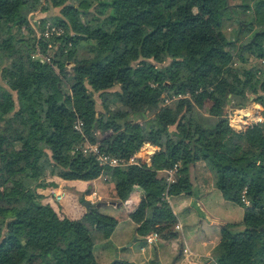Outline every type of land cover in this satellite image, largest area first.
<instances>
[{
    "label": "trees",
    "instance_id": "16d2710c",
    "mask_svg": "<svg viewBox=\"0 0 264 264\" xmlns=\"http://www.w3.org/2000/svg\"><path fill=\"white\" fill-rule=\"evenodd\" d=\"M47 23L62 33L37 38ZM251 99L260 119L235 132L228 113ZM83 137L121 158L157 150L150 164L100 165ZM201 160L244 211L222 227L215 263L264 264V0H0V264H98L95 238L116 218L103 202L71 218L41 193L49 175H106L119 205L140 190L138 236L175 238L161 174L179 162L168 192L190 194Z\"/></svg>",
    "mask_w": 264,
    "mask_h": 264
},
{
    "label": "crops",
    "instance_id": "0c3cea01",
    "mask_svg": "<svg viewBox=\"0 0 264 264\" xmlns=\"http://www.w3.org/2000/svg\"><path fill=\"white\" fill-rule=\"evenodd\" d=\"M43 15L45 13H38V16ZM259 109H255L257 114ZM97 136H99L98 132ZM151 146L152 150L150 148L148 153L153 154L157 147ZM151 155L147 159V164H150ZM198 162L194 163L191 168L192 192L190 194L176 195L178 199L177 205L181 209L184 208L181 215L178 216V211L173 209L170 201V208L176 217V224L181 227L177 230L175 228L176 237L166 240L157 235L156 240L152 244H148L146 238L143 239L138 236L136 232L137 224L130 218V213L140 201L142 195L140 190L132 191L129 199L119 205L111 203H117V195L113 182L106 175L101 174L92 180H66L58 176L49 175L46 179L47 185L41 190V193L52 195L54 201L74 219H79L86 210L82 204L83 201H88L91 205L103 202L105 207L129 206L122 217L114 216L117 224L110 235L109 239L111 241L108 239L104 242L105 246L111 247V249L103 253L102 261L94 253L98 264H111L115 260H121L126 264H171L172 261H174V264H204L206 263L205 259H213L211 250L215 247V242L219 240L220 229H222L224 224L233 221L234 216L227 217L226 215L213 214L211 212L212 210H219L216 209L215 205L212 207V204L208 203L210 192L204 178L198 175ZM74 190L79 193L77 204L73 202L76 197L73 193ZM53 192L62 193V201L58 202ZM193 193L198 196H193ZM80 198H83V200ZM201 201L202 204L199 205ZM237 221L240 222L241 220ZM96 242H94V246ZM145 243L148 245L145 246Z\"/></svg>",
    "mask_w": 264,
    "mask_h": 264
},
{
    "label": "rangeland",
    "instance_id": "374dc122",
    "mask_svg": "<svg viewBox=\"0 0 264 264\" xmlns=\"http://www.w3.org/2000/svg\"><path fill=\"white\" fill-rule=\"evenodd\" d=\"M238 1L239 0H231V2H233V3L238 2ZM225 29H226L225 31H226L228 37L233 35V33H234V26L233 25L229 24L228 27H226ZM82 44L87 46V43H82ZM255 105H258V104H256L251 99L246 106H244L242 108H236L233 111H229V113L231 115V117L229 118V123H231V125L233 126L232 116L238 110H243L242 112H244L246 110V112H247V114H245L246 116L244 118L242 117L245 120V124L247 123L246 125H249V122L253 123L254 121H251L250 119H251V115L255 112V109H256ZM147 152H149V150ZM197 172H198V175L200 177H203L204 181H206V183L208 184V188H209V192H210V200L208 201V203L212 204V207L215 205L217 207L216 209L219 210V211L212 210L211 212L213 214L218 213L219 215H226L227 217L233 215L234 216L233 221L229 222L228 224L238 223L239 221H237V220H239V219L241 220V218L243 216V207L238 205V204L233 203L230 200H226L225 198L222 197L219 190L215 186L216 175H215V170L213 169V166L211 165V163L209 161H205V160L199 161L198 167H197ZM73 193L76 196L73 199V202L75 204H77L78 200H79V193H78V191L76 192L75 190L73 191ZM170 201H171L173 209L178 211V216L181 215L182 212L184 211V208L181 209L177 205L178 199H177L176 195H169V202H168L169 206H170ZM200 204H202V201H201V203L199 202V205ZM128 208H129L128 205H124V206H120V207L102 206L101 208H99V210L105 214H108L111 216H117L120 218V217H122V215L124 213L127 212ZM224 225H226V224H224ZM122 226H124V225H122ZM95 239L97 242L94 246L93 251L96 254V256L99 258V260L102 261L103 253L106 252L108 249H111V247L108 248L107 246H105L106 245V244H104L105 240H103L101 238H95ZM109 241H111V240L109 239ZM220 242L221 241H220V236H219V240L215 242L216 245L211 250V257L212 258H213V251L216 250V247L218 248V246H220ZM146 245H148V244L145 243V246ZM205 262L206 263H204V264H215L214 259H205Z\"/></svg>",
    "mask_w": 264,
    "mask_h": 264
},
{
    "label": "built area",
    "instance_id": "2783aa9c",
    "mask_svg": "<svg viewBox=\"0 0 264 264\" xmlns=\"http://www.w3.org/2000/svg\"><path fill=\"white\" fill-rule=\"evenodd\" d=\"M42 2H44V0H42ZM34 22H35L36 26L40 23L39 20H36ZM36 26H35L34 31H35V35L37 36V38L47 39L50 36H53V35L58 36L62 33L61 27L56 26V25H50L47 23V24H45L43 29H39V30L36 28ZM50 46H51V44H48V47H50ZM47 53L48 54L42 55V56L46 60L49 61V56H50V53H52V50L50 49V51ZM174 98H176V97L173 96L172 99H174ZM169 101H170L169 99H164L162 104L169 103ZM255 106H256V108L259 107L258 105H255ZM254 115H255L254 121H257L260 119L259 115L256 112H254ZM230 117H231V115H230V113H228V118H230ZM246 124L236 127L234 125L232 126L230 123V126L233 128V130L235 132H238L239 129H241V131H242L244 128H246V126H247ZM249 124H250V122H249ZM74 129H76L79 133L82 134L83 129H82V122L80 119H76L74 121ZM78 149L83 154L91 153V154L95 155V157L98 160V162L100 163V165H109V166H125V165H129V164L138 165V164L147 163V159L152 154V153L147 152L149 149L152 150L151 144L150 143H143L128 158H121V157L113 156L109 153L100 152L99 151V142H90L85 137H83L82 144L79 146ZM179 167H180V163L177 162V163L173 164L172 167L163 170L164 185H163V190L161 192V200L165 201L167 204L169 202V195H170L168 192L169 186H170V184L175 182ZM53 194H54L55 199L58 202L62 201V199H63L62 193L53 192ZM245 202L247 203V201H245ZM175 228L180 229L181 227L179 224H176ZM156 238H157V234L155 232H153L151 235H149L146 238V242L148 244H152L154 242V240H156Z\"/></svg>",
    "mask_w": 264,
    "mask_h": 264
},
{
    "label": "bare ground",
    "instance_id": "6f19581e",
    "mask_svg": "<svg viewBox=\"0 0 264 264\" xmlns=\"http://www.w3.org/2000/svg\"><path fill=\"white\" fill-rule=\"evenodd\" d=\"M242 111L243 110H238L236 113L233 114V116H232V119H233L232 120V123H233L234 126H237L238 127V126H242V125L245 124V120L242 118L244 116V114H243ZM246 114H247V112H246ZM252 116L255 117L254 113L251 115V117Z\"/></svg>",
    "mask_w": 264,
    "mask_h": 264
},
{
    "label": "water",
    "instance_id": "95a60500",
    "mask_svg": "<svg viewBox=\"0 0 264 264\" xmlns=\"http://www.w3.org/2000/svg\"><path fill=\"white\" fill-rule=\"evenodd\" d=\"M258 108H260V106ZM250 120L254 121L255 117L252 116ZM240 131H241V129L238 130V132H240ZM193 196H198V195H196V193H193ZM111 203L119 204V203H115V202H111ZM82 204L85 206L86 210L89 209L92 206L88 201H83ZM95 206H99V203H96ZM171 264H174V261H172Z\"/></svg>",
    "mask_w": 264,
    "mask_h": 264
}]
</instances>
